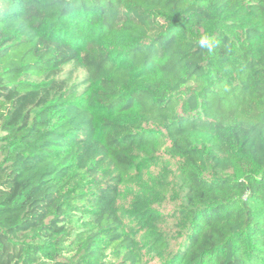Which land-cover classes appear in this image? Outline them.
I'll return each instance as SVG.
<instances>
[{"label": "trees", "instance_id": "1", "mask_svg": "<svg viewBox=\"0 0 264 264\" xmlns=\"http://www.w3.org/2000/svg\"><path fill=\"white\" fill-rule=\"evenodd\" d=\"M0 264H264V0H0Z\"/></svg>", "mask_w": 264, "mask_h": 264}, {"label": "clouds", "instance_id": "2", "mask_svg": "<svg viewBox=\"0 0 264 264\" xmlns=\"http://www.w3.org/2000/svg\"><path fill=\"white\" fill-rule=\"evenodd\" d=\"M200 43H201L202 45H207V44H209V39H208V38H204V39H202V40L200 41Z\"/></svg>", "mask_w": 264, "mask_h": 264}, {"label": "rangeland", "instance_id": "3", "mask_svg": "<svg viewBox=\"0 0 264 264\" xmlns=\"http://www.w3.org/2000/svg\"><path fill=\"white\" fill-rule=\"evenodd\" d=\"M83 75H84V73H83L82 71H79V72H78V76H79V78H81ZM75 225H77V223H75ZM79 227H81V226L79 225Z\"/></svg>", "mask_w": 264, "mask_h": 264}]
</instances>
